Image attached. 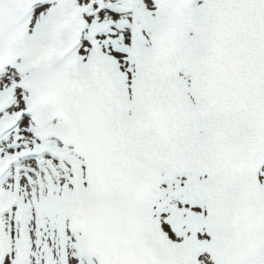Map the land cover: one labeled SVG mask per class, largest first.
<instances>
[{"label": "snow or ice", "instance_id": "snow-or-ice-1", "mask_svg": "<svg viewBox=\"0 0 264 264\" xmlns=\"http://www.w3.org/2000/svg\"><path fill=\"white\" fill-rule=\"evenodd\" d=\"M0 264H264V0H0Z\"/></svg>", "mask_w": 264, "mask_h": 264}]
</instances>
